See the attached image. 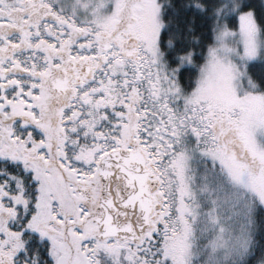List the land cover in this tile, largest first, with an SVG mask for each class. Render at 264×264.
I'll return each instance as SVG.
<instances>
[{"label":"snow or ice","instance_id":"6c2138e0","mask_svg":"<svg viewBox=\"0 0 264 264\" xmlns=\"http://www.w3.org/2000/svg\"><path fill=\"white\" fill-rule=\"evenodd\" d=\"M0 264H264V0H0Z\"/></svg>","mask_w":264,"mask_h":264}]
</instances>
